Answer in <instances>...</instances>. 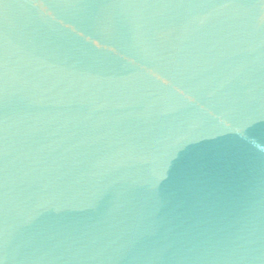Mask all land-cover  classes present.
Wrapping results in <instances>:
<instances>
[{"label":"water","instance_id":"95a60500","mask_svg":"<svg viewBox=\"0 0 264 264\" xmlns=\"http://www.w3.org/2000/svg\"><path fill=\"white\" fill-rule=\"evenodd\" d=\"M0 264H264V0H0Z\"/></svg>","mask_w":264,"mask_h":264}]
</instances>
